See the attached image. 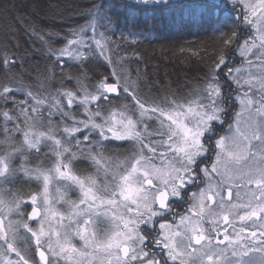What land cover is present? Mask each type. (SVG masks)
I'll return each instance as SVG.
<instances>
[{
  "label": "snow or ice",
  "instance_id": "1",
  "mask_svg": "<svg viewBox=\"0 0 264 264\" xmlns=\"http://www.w3.org/2000/svg\"><path fill=\"white\" fill-rule=\"evenodd\" d=\"M237 5L234 28L206 78L180 100L141 98L125 58L111 47L107 33L113 21L100 9L86 26L69 30L63 47L45 41L56 64L67 58L81 67L75 76L64 73L53 91L46 82L54 74L37 90L11 87L20 81L7 76L15 60L5 52L0 60L6 70V81L0 82V264H37L25 255L33 243L38 264H264V0H233ZM101 21L104 31H98ZM240 24L247 29L243 40ZM233 44L242 58L235 68L226 51ZM89 53H98L111 68L94 83L83 71ZM221 72L236 85L239 110L227 134L215 139L210 165L196 171L209 151L205 140L215 132L213 122H225L228 98ZM64 79H74L76 86L65 88ZM17 90L26 98L16 100ZM121 91L134 103L113 104L110 94ZM74 105L84 119L72 111ZM109 140L132 147L109 155L104 144ZM42 146L48 151L42 153ZM81 159L90 162L91 172L76 168ZM198 182L199 191L189 193L187 186ZM72 192L79 193L77 199ZM186 196V211L167 222L172 198ZM158 219L159 231L150 236L141 225L154 228Z\"/></svg>",
  "mask_w": 264,
  "mask_h": 264
},
{
  "label": "trees",
  "instance_id": "2",
  "mask_svg": "<svg viewBox=\"0 0 264 264\" xmlns=\"http://www.w3.org/2000/svg\"><path fill=\"white\" fill-rule=\"evenodd\" d=\"M98 9L113 21L107 33L111 47L118 48L119 55L125 58L131 78L138 82V94L148 103L166 96L180 100L202 83L223 47L222 41L231 35L233 21L240 11L238 5L234 8L227 3L225 7L210 0H174L158 5L136 4L129 0H0V60L5 52L14 58L15 64L10 63L7 76L20 81L10 86L37 90L45 77L54 74V78L46 82L48 91H53L60 87L64 73L78 74L81 67L75 61L64 58L56 64L55 57L48 55L45 41L55 48L63 47L66 43L63 37L69 30L86 26L92 18L91 13ZM104 28V21H101L98 31H104ZM239 28L244 29L240 36L243 40L247 29L243 24ZM90 31L91 28L88 36ZM48 33L60 35L49 36ZM226 51L230 62L236 51L235 44ZM85 63L83 71L91 78L89 83L111 72L107 61L98 53H89ZM5 73L0 66V82L6 81ZM220 79L223 89L227 90L231 82L223 72ZM63 86L74 88L76 81L64 79ZM25 98L23 91H15L16 100ZM110 99L113 104L134 103L122 91L119 96L110 94ZM72 111L78 118H85L78 106L74 105ZM53 119L58 121L60 117ZM104 144L109 155L126 152L132 147L127 141L109 140ZM47 151L42 146L41 152ZM35 160L34 156L33 162ZM75 166L84 173L93 170L90 162L84 159L75 162ZM21 180L22 177L17 180V186H21ZM23 187L25 191L29 190L28 184ZM31 188H36L35 182ZM20 246L23 248V242ZM29 257L34 258L33 248Z\"/></svg>",
  "mask_w": 264,
  "mask_h": 264
},
{
  "label": "flooded vegetation",
  "instance_id": "3",
  "mask_svg": "<svg viewBox=\"0 0 264 264\" xmlns=\"http://www.w3.org/2000/svg\"><path fill=\"white\" fill-rule=\"evenodd\" d=\"M170 1H174V0H167V3L170 2ZM185 1H189V0H185ZM220 3H221V5H225V7H227V2L226 1H221ZM239 12L240 11H238L236 13L237 14L236 17L239 16ZM237 53H238L237 51L234 52L233 59H232V61L229 62V66L230 67H233L234 65H236L235 61H237L236 60L237 59ZM226 71H227V69H226ZM228 80L231 82L230 79H228ZM223 94L228 98L227 99V112H226V114L223 117L225 122H224L223 125H220L218 123L214 124L215 125L214 134L211 136V139H206V144L209 146L208 154H210V155H211V153L213 154L215 152V147H214L215 139H217L219 135H223L222 133L224 131H226V129L228 128V124L231 123L232 118L234 116V113L236 112L235 111V109H236V100H235L236 87H234V84L232 82L230 83V85H229L227 90L223 89ZM187 188H188V192L191 193L194 190L198 189V185H195V186L189 185ZM187 207H188L187 196L184 199H180L178 201L172 200V213L167 214V216L164 219L167 222L168 221L173 222V215L175 214L178 217L180 214H182V213H184L186 211ZM158 221L162 222V220L158 219L156 221V223H155L154 228L151 227V228L148 229L150 236L156 235V233L159 231ZM149 244L151 246V241H149ZM152 251H154L156 253H159L160 249L155 248L154 246H152Z\"/></svg>",
  "mask_w": 264,
  "mask_h": 264
},
{
  "label": "rangeland",
  "instance_id": "4",
  "mask_svg": "<svg viewBox=\"0 0 264 264\" xmlns=\"http://www.w3.org/2000/svg\"><path fill=\"white\" fill-rule=\"evenodd\" d=\"M129 1L135 2V0H129ZM210 1H214V2H217V3H220L221 1H226L227 3L233 5V0H210ZM135 3H136V2H135ZM153 4H154V3H153ZM153 4H149V5H153ZM161 4H162V3H161ZM157 5H158V4H157ZM90 32H91V34H90L89 36L92 35V30H91ZM236 60H237V61H235V64H236V65H234L233 68H235V67H239V66H241V64H242V58L240 57L239 53H237V59H236ZM231 82L233 83L232 80H231ZM233 84H234V83H233ZM234 87H236L235 84H234ZM238 110H239V104H238V102L236 101V109H235V111H238ZM231 122H232V121H231ZM150 123L153 124V126H155V124H156L155 121H151ZM213 123L216 124L217 122H213ZM227 129H228V128H227ZM227 129H226V131H224V132L222 133L223 135H224V134H227ZM206 135H207V134H206ZM212 135H213V134H212ZM214 142H215V141H214ZM205 143H206V140H205ZM206 146L209 148V146H208L207 144H206ZM214 155H215V152H214L213 154L211 153V155L208 154V152H207V153L205 154L204 157L199 158V159H200V162H199L198 165L196 166V171H198L200 167H204V166H206V165H210L211 160L214 158ZM196 185H198V189H197V190H194L193 192H198V191H199V188L203 186V184H201V183H199V182H198ZM188 186H189V185H188ZM188 186H187V187H188ZM193 186H195V185H193ZM233 192L235 193V189H233ZM69 195L72 197V199H77L79 193H78V192H72V193H70ZM226 195H227V193L225 192V196H226ZM172 200L178 201V200H180V199L172 198ZM30 208H31V205L29 204V205L27 206V210L30 211ZM168 222H171V221H168ZM160 223H161V222L158 221V226H159ZM33 227H34V228H35V227H38V225H37L35 222H33ZM141 227H142V228L147 227V228L149 229V228H151L152 226H144V225H141ZM28 235L30 236V234H28ZM32 248H33L34 259H35V261H36L37 264H38L39 260H38V258H37V255H35V245H34V243L32 244ZM25 253H26V256H29V255H30V250L26 251ZM12 259H13V260L18 259L17 257H15V254H14V253L12 254Z\"/></svg>",
  "mask_w": 264,
  "mask_h": 264
},
{
  "label": "water",
  "instance_id": "5",
  "mask_svg": "<svg viewBox=\"0 0 264 264\" xmlns=\"http://www.w3.org/2000/svg\"><path fill=\"white\" fill-rule=\"evenodd\" d=\"M37 258H38V260H39V257H38V255H37Z\"/></svg>",
  "mask_w": 264,
  "mask_h": 264
}]
</instances>
